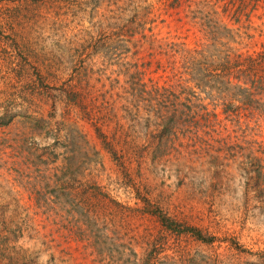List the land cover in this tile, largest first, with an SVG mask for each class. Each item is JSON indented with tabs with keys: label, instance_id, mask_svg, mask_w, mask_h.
Returning <instances> with one entry per match:
<instances>
[{
	"label": "rangeland",
	"instance_id": "1",
	"mask_svg": "<svg viewBox=\"0 0 264 264\" xmlns=\"http://www.w3.org/2000/svg\"><path fill=\"white\" fill-rule=\"evenodd\" d=\"M204 1L0 0L14 261L264 264V0Z\"/></svg>",
	"mask_w": 264,
	"mask_h": 264
},
{
	"label": "trees",
	"instance_id": "2",
	"mask_svg": "<svg viewBox=\"0 0 264 264\" xmlns=\"http://www.w3.org/2000/svg\"><path fill=\"white\" fill-rule=\"evenodd\" d=\"M204 0H188V2L189 3H191V4H195V3H202ZM245 2L247 1V0H244ZM256 2H260L261 0H255ZM204 4H205V1H204ZM171 7L173 6L175 9H177V8H179V4L178 5H175L174 3H172L171 5H170ZM9 31H11V32H13L12 31V29L11 30H9ZM6 33V31H4V30H0V33ZM7 42V40L5 41V43ZM19 42H21V38H19L18 36H17V38L15 39V41H14V45H18L19 44ZM7 44H8V42H7ZM8 46H9V44H8ZM19 46V45H18ZM263 47V50H264V46H262ZM257 57L256 58H254L253 60L252 59H250V61H258V63H257V66L261 69V66L263 65V63H264V51H261L260 53H258L257 55H256ZM262 61V62H261ZM256 66V64L253 66V68H252V70H251V72H253L255 75H254V77L252 78L253 79V86H259L263 91L261 92V95H264V75H262V74H259L260 73V71L259 70H257V68L255 67ZM172 88V87H171ZM169 89V88H168ZM261 101H262V104L264 103V97H262L261 96ZM257 104H258V106L259 107H261L260 106V104L258 103V102H256ZM248 104H250V102L248 103ZM263 106V105H262ZM250 109H252V110H254V111H256V110H259L258 109V107H255V106H253V108H250ZM259 111H261V110H259ZM262 112V111H261ZM251 115H246V117L245 118H248V117H250ZM252 116L254 117L255 116V113H252ZM252 119V118H251ZM247 121H249V122H252L251 120H249V119H247ZM4 230H6V227L2 224V223H0V239H5V236H7V234H6V232H4ZM9 240V239H8ZM4 243H6L5 242V240L2 242L1 240H0V264H19L20 262H22V261H19L18 262V257H20L19 255H18V257L17 258H15L16 259V261H14V258L13 257H10V256H8V255H11L12 256V254H11V248H10V250H9V252H8V254L6 253V251L4 252V250H3V244ZM19 253V252H18ZM7 254V255H6Z\"/></svg>",
	"mask_w": 264,
	"mask_h": 264
}]
</instances>
